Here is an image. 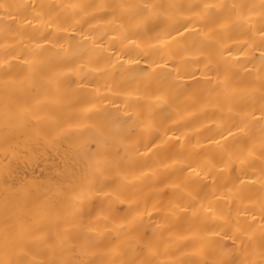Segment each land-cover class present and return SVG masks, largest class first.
<instances>
[{
	"label": "bare ground",
	"instance_id": "1",
	"mask_svg": "<svg viewBox=\"0 0 264 264\" xmlns=\"http://www.w3.org/2000/svg\"><path fill=\"white\" fill-rule=\"evenodd\" d=\"M0 264H264V0H0Z\"/></svg>",
	"mask_w": 264,
	"mask_h": 264
}]
</instances>
